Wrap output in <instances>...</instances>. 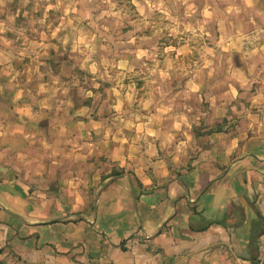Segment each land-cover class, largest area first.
<instances>
[{
	"label": "crops",
	"instance_id": "1",
	"mask_svg": "<svg viewBox=\"0 0 264 264\" xmlns=\"http://www.w3.org/2000/svg\"><path fill=\"white\" fill-rule=\"evenodd\" d=\"M91 1L0 0V262L264 264V76L211 126L186 89L142 108L86 62ZM218 5L264 60V0Z\"/></svg>",
	"mask_w": 264,
	"mask_h": 264
},
{
	"label": "rangeland",
	"instance_id": "2",
	"mask_svg": "<svg viewBox=\"0 0 264 264\" xmlns=\"http://www.w3.org/2000/svg\"><path fill=\"white\" fill-rule=\"evenodd\" d=\"M221 1L92 0L91 14L99 18L92 25L100 30L99 38L83 46L98 52L99 58L85 56L86 62L113 64L108 77L128 98L136 96V85L145 90L138 101L142 108H158L159 96L168 102L186 89L183 94L190 93L200 104L204 126H211V108L220 99V83L224 92L235 96L256 94L264 76V60L258 63L245 53V47H254L259 40L244 37L246 24L219 6ZM250 62L256 64L254 69L249 70ZM115 70H119L116 75ZM250 80L254 86H246ZM200 88L202 102L197 94Z\"/></svg>",
	"mask_w": 264,
	"mask_h": 264
},
{
	"label": "clouds",
	"instance_id": "3",
	"mask_svg": "<svg viewBox=\"0 0 264 264\" xmlns=\"http://www.w3.org/2000/svg\"><path fill=\"white\" fill-rule=\"evenodd\" d=\"M133 3H136V0H133ZM139 55H144V53L141 52ZM117 109H119V104H117Z\"/></svg>",
	"mask_w": 264,
	"mask_h": 264
},
{
	"label": "built area",
	"instance_id": "4",
	"mask_svg": "<svg viewBox=\"0 0 264 264\" xmlns=\"http://www.w3.org/2000/svg\"><path fill=\"white\" fill-rule=\"evenodd\" d=\"M0 264H4V263L0 262Z\"/></svg>",
	"mask_w": 264,
	"mask_h": 264
}]
</instances>
